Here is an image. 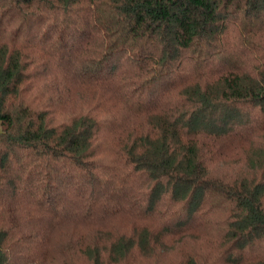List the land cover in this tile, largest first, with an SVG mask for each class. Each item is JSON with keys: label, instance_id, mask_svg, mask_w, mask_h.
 <instances>
[{"label": "trees", "instance_id": "1", "mask_svg": "<svg viewBox=\"0 0 264 264\" xmlns=\"http://www.w3.org/2000/svg\"><path fill=\"white\" fill-rule=\"evenodd\" d=\"M0 264H264V0H0Z\"/></svg>", "mask_w": 264, "mask_h": 264}]
</instances>
